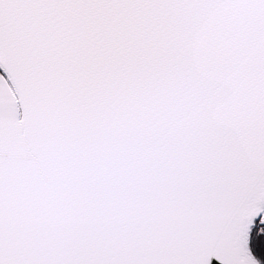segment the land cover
<instances>
[{
    "label": "snow or ice",
    "instance_id": "snow-or-ice-1",
    "mask_svg": "<svg viewBox=\"0 0 264 264\" xmlns=\"http://www.w3.org/2000/svg\"><path fill=\"white\" fill-rule=\"evenodd\" d=\"M0 264H264V0H0Z\"/></svg>",
    "mask_w": 264,
    "mask_h": 264
}]
</instances>
